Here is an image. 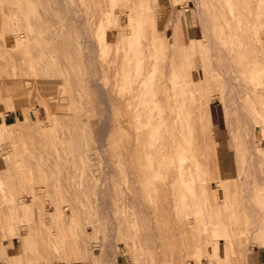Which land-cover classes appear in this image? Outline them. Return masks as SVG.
Segmentation results:
<instances>
[{"label": "rangeland", "instance_id": "rangeland-1", "mask_svg": "<svg viewBox=\"0 0 264 264\" xmlns=\"http://www.w3.org/2000/svg\"><path fill=\"white\" fill-rule=\"evenodd\" d=\"M61 1L64 6L56 0H0V43L7 44L0 45V174L10 170L18 180L21 167L33 163L23 174L36 177L33 188L14 197L0 194V264H264V42L250 43L256 30L264 32V2L198 0L196 7L192 0H135L137 7L117 31L113 14L129 0ZM66 4L75 12L64 10ZM105 8L112 9L110 17ZM141 17L145 27L137 32ZM87 31L93 37L92 46L86 44L93 57L88 63L82 41ZM131 43L139 50L122 60ZM228 60L246 63L236 70V102L230 103L218 68ZM141 63L151 65L150 80L160 81L166 70L181 81L171 93L180 116L192 124L187 134L201 147L175 200L176 223L190 224L174 228L177 242L169 246V236L153 235L150 208L135 201H151L150 158L133 154L128 172L120 143L128 133L112 126L132 108L116 101L130 95L127 83L136 75L128 72ZM192 71L195 81L180 76ZM103 121L108 128L102 132ZM134 131L148 135L150 128ZM191 145L186 140L181 147L188 161ZM254 152L259 158L252 165ZM156 209L159 219L162 209Z\"/></svg>", "mask_w": 264, "mask_h": 264}, {"label": "bare ground", "instance_id": "bare-ground-1", "mask_svg": "<svg viewBox=\"0 0 264 264\" xmlns=\"http://www.w3.org/2000/svg\"><path fill=\"white\" fill-rule=\"evenodd\" d=\"M56 1H58V3H59V1L62 2V6L65 5V1L64 2L61 1V0H56ZM214 1H213V3H214ZM228 1H229V3L231 2L230 0H227V2ZM253 1H254V3L264 2V0H253ZM100 2H102V1H100ZM100 2H97V3L101 4ZM192 2H194L196 7H199L198 0H192ZM66 3H68V1ZM136 5H138V4L136 3L135 0H129V2H127V4H125L123 6H120L119 4L117 5V8L115 9V12L113 14L115 16L116 27L118 28L117 31H119L120 27L122 28L123 23L125 22L126 16H128V14L130 12L134 11V9L137 7ZM247 5H249V4H247ZM68 6L66 4V6L64 8H66V7L67 8L64 9V10H67L69 12L68 9L69 8L72 9L73 7H68ZM106 6H108V4L105 5V7ZM118 6H120V7H118ZM239 7L243 10V7L238 5V8ZM102 8L103 7L99 8L100 11H102ZM245 9H246V7H245ZM105 10H106V8H105ZM106 11H108L107 16L110 17V15L112 13V9L110 8L109 10H106ZM74 12H75V9H74ZM74 12H73V14H74ZM127 12H128V14H127ZM246 12H248V11H246ZM199 15H201L202 16L201 18H203L202 20H204L203 13L199 14ZM97 18H98V16H97ZM80 19L81 18H79L78 21H80L79 23H82V21ZM96 20H98V19H96ZM153 20H155V17L151 19V21H153ZM77 22H75V23L77 24ZM145 23L146 22H144V19L141 17V19H139V21L136 22V24H137L136 27H134V23H131V28L134 27V29H137V32H139L140 29L142 28V26H144ZM253 25H251V26H253ZM256 26H257V24H256ZM83 28H82V30H83ZM206 28H209V27H206ZM85 29L87 30V28H85ZM86 30H85V32H86ZM85 32H84V34L86 36L83 35L84 36V40L82 39V41L84 42V45L86 46V48L85 47H83V48L86 50V51L84 50L85 51L84 53L87 54L86 62L88 63V61H90L89 59H91L93 57L88 56L89 55L88 54L89 50L87 51V45L88 44L91 45L90 42H91V39L93 37L89 35L91 37V38H89L88 37V33H90V32L87 31V34ZM254 34H255L254 37L250 40L251 44H253V42H258V44H259V42L260 43L264 42V32L260 33L258 30H256V32ZM141 35H143V34H141ZM148 37H150V35ZM7 40L11 41V39H9V38H7ZM5 41H6V39L4 41H2V43H0V45L6 47L7 44L5 43ZM145 41H147V40H145ZM209 41H210V43L213 46L212 47L213 48L212 51L215 52V49H217L218 47L215 45V42H214V40H213V38L211 36L209 38ZM82 45H83V43H82ZM134 45L135 44L131 43V44H129L128 48L124 47V48H126L125 49L126 55L125 54H124V56L121 55L122 56V60L126 59L131 53H133V52L136 53V51L139 50V48L135 47ZM253 46H255V45L253 44ZM255 47H254V50L257 49ZM261 47H259V48H261ZM92 49H93V47H92ZM258 49H257V52L260 51V49H259V51H258ZM250 50H252V49H250ZM219 51L221 53L218 52V55L219 54L221 55V54L224 53V51L223 52L221 50H219ZM236 52L237 51L235 50L234 55H236L235 54ZM257 52L254 51L253 54L255 55V53L257 54ZM263 52L261 51L262 54H263ZM224 54L226 56V53H224ZM258 54L255 55V56L258 57ZM222 58H224V57H222ZM227 58H229V56H227ZM262 58H263V55H262ZM132 59H133V57H132ZM231 59L232 58L230 57L229 60H231ZM143 60H144V56L141 57V61L142 62H143ZM229 60H228V62H226V64L224 66L223 65H222V67L218 66L219 71H220V75L223 76V79H224L223 81H225V95H224V97H225V99L227 100L228 103H230L231 101H235V93H234L233 87L231 85L232 80L234 78H238V76H237L238 73L240 74V72H242V70H239L238 68L239 67L241 68L242 65L246 64V63L242 64V65L240 64L241 66L240 65L238 66L237 64H234L233 62H230ZM262 60L264 61V58ZM130 63H132V62H130ZM88 65H90V62H89ZM88 65L86 64V66H88ZM218 65H220V64H218ZM144 67L145 66H143V64L141 63L138 67L133 66L132 67V71L128 72V75L131 76V77H132V74H134V73L136 75L133 79L131 78L132 79L131 81H129L127 83V88H128V90L130 92V95L129 96L125 95L126 97L123 95L125 99H123L121 101H116V103L117 104H121V106H124V105L127 106L129 104H132V108L129 109L127 112H124V114H122L118 118H116L112 126H113V131H115V132H117L119 130H124V131H126V133H128V136L123 141L122 140L120 141L122 147H124V155H123V157H124L125 164H126L125 168H126V170L128 172H130V170H131L130 168H131L132 163L130 161H131V158H132L133 154L135 155V153H143L144 155H146L147 157L150 158L149 161L151 162L150 168H151V174H152V177H153V181L150 183V185H149L150 187L148 189H150L149 191H153L152 192L153 194H152L151 201H150V203H146V202L142 203L137 198L135 199V201L140 206V209L144 208V204H145L146 208H150V210L152 211V214L154 216V219H155L154 227H153V230H152L153 235H156L160 239H167L168 236H169V240H167V242H166V246H169V245H171V243H173L172 245H174V243L177 242L176 241V233L174 232V228H176V226H177V227H179V229H181V228L184 229V228H187L188 225L190 224V221H188V219H183L182 221H180V223H178V224L176 223L177 221L175 219V217H176L175 216V200H176V194H177L178 189L180 187L183 188L184 181L187 179V177L192 175V172H194V170H195L194 169V161L198 157L201 147H199L198 144H196L194 136L191 137V134L190 135L187 134L186 130H188L191 127L192 124L190 123V119L187 116H186V118H184L183 116H180V112H179L180 110L176 106L175 97L173 98V95L171 93V87L173 86V84L178 83L180 80H175V79H172L171 77H168V73H167L166 70L164 71L163 77H161L160 81L159 80L158 81L157 80L156 81L155 80L154 81L150 80L148 75H150L152 73V67H151L150 64L147 65L146 69ZM237 69L240 72H237L236 71ZM87 70H88V72L91 71V70L89 71V69H87ZM243 71L246 72V70H243ZM180 76H182V79L184 77L188 78V80H185L186 82L187 81L189 82V79H192L191 81H195L197 79V76L195 77L194 71L186 73L184 76L183 75H180ZM206 76H207V73H206ZM207 82H209V81H207ZM247 85L249 86V84H247ZM240 88H242V87L240 86ZM250 88H251V86H250ZM252 88H254V87H252ZM238 91H239V93H242L244 95L251 96V97H259L260 96L258 94H254V93L250 92L247 89H243V90L239 89ZM105 92H106V90H105ZM107 92H108V90H107ZM117 94H119V93H117ZM126 94H127V92H126ZM261 94H264V92H261ZM123 96H122V98H123ZM236 105H238V104H236ZM149 107L153 108L150 111V113L146 112V110H147L146 108H149ZM238 110H240V109H238ZM237 113H239V112H237ZM241 114L242 113H239V115H241ZM242 119H244V118H242ZM175 120H176V122H175ZM100 124L103 125L102 129H101L102 132L105 131V129L107 130L108 127L106 128V123L104 121L101 122ZM100 124H99V126H100ZM139 125H145V126L150 128V132L148 133V135H143V134H140L139 132L134 131V128H136ZM107 126H108V123H107ZM100 127H99V129H100ZM17 133H18V130H17ZM20 138H21V136H20ZM244 139L246 140V138H244ZM186 140L189 141L192 144L190 153H191V157L193 158V160H191V161H188V156L181 149V147L183 145V141H186ZM249 141H251L250 138H249ZM249 141L246 144H249ZM249 147H250V145H249ZM257 149L260 152L262 151L261 147H258ZM248 151H249V149H248ZM2 153H3V151H2ZM6 153L8 154L9 152H6ZM40 153H41V151H40ZM4 154H5V152H4ZM36 154L38 155V153L34 152L33 156H35ZM8 156H10V155H8ZM41 156L43 157V155H41ZM247 157H248V155H247ZM249 157H250V163L253 165L257 161V158H259V155L254 152ZM10 158H13V156L12 157L10 156L9 159ZM37 159H38V157H37ZM2 161L3 160L1 159L0 162H2ZM12 161H14V166H15V161L16 160H12ZM4 166H5V164H4ZM33 167H34L33 163L30 164V166L28 168H25L24 166L21 167L20 171L18 172V174H19L18 176L20 177L18 180L16 179V176L13 173L9 174V173H11L10 170L8 171L9 173L6 172V174H0V194H3L5 192H10L13 195V197H14V195H18L20 193L22 188H24V189L25 188H29V187L33 188V186L35 185L34 184V180H35L36 177H32V176L23 174L27 170L32 169ZM4 172H5V170H4ZM7 173L10 176L7 175ZM104 179L106 181V178H104ZM106 184H107V182H106ZM192 184H194V183L192 182ZM137 188H136V190H137ZM25 190H27V189H25ZM140 191H141V188H140ZM30 192H32V191L30 190ZM100 192H101V190H100ZM133 192H134V190H133ZM210 193L211 194H215V191L211 189ZM211 194H210V196H212ZM135 196L139 197L138 192L135 193ZM158 206L162 209L161 210V215H160L161 218H159V219H158V216L156 214V211H157L156 208ZM130 207H131V205H130ZM25 213H26V216L30 215L29 210H26ZM41 216H42V220H47L46 216H44L43 214ZM260 218H261V215H260ZM161 222H166L167 223L165 225L166 227H164V229H162V230L160 229V227H157V224L161 223ZM193 223H195V221ZM255 225L258 226V227L260 226L259 224H255ZM256 226H255V228H256ZM14 234L17 237H20V228H16L14 230ZM187 234H188V232H187ZM133 236H134V234H133ZM154 238H156V237H154ZM158 239L156 238V240H158ZM179 239H180V237H179ZM193 244H194V242H193ZM195 246H196V244H195Z\"/></svg>", "mask_w": 264, "mask_h": 264}, {"label": "crops", "instance_id": "crops-1", "mask_svg": "<svg viewBox=\"0 0 264 264\" xmlns=\"http://www.w3.org/2000/svg\"><path fill=\"white\" fill-rule=\"evenodd\" d=\"M9 250H10V246L9 245H7V251L9 252ZM12 256H14V257H16L17 255H12ZM254 259H252V261H253ZM256 260V259H255ZM74 264H77L76 262L74 263ZM254 264V263H253Z\"/></svg>", "mask_w": 264, "mask_h": 264}]
</instances>
